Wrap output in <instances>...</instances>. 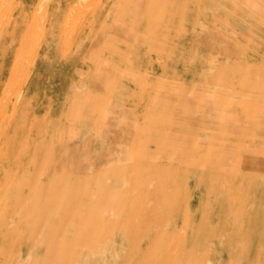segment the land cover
Here are the masks:
<instances>
[{
	"label": "rangeland",
	"instance_id": "374dc122",
	"mask_svg": "<svg viewBox=\"0 0 264 264\" xmlns=\"http://www.w3.org/2000/svg\"><path fill=\"white\" fill-rule=\"evenodd\" d=\"M94 7L0 112V264H264V0Z\"/></svg>",
	"mask_w": 264,
	"mask_h": 264
},
{
	"label": "bare ground",
	"instance_id": "6f19581e",
	"mask_svg": "<svg viewBox=\"0 0 264 264\" xmlns=\"http://www.w3.org/2000/svg\"><path fill=\"white\" fill-rule=\"evenodd\" d=\"M11 1L12 0H0V22L7 15ZM18 1L19 5H16V7L9 10L12 21L15 20V22L9 23L8 21L0 30V44L3 42L4 38V45L9 48L8 50H10L8 60L3 58L4 61L1 63L3 64V67H7L3 70L0 80V112L2 109L4 110L10 106L9 103L4 105V102L6 98L10 96L12 89L18 88L19 95L13 104L14 114H16L18 110V105L21 102L24 91L27 90L26 87L29 83V79L35 71V65L37 64L40 55H44L46 53L44 52L45 48H49L51 42H56L57 39L59 40L60 38L67 37L68 32L71 31L72 25H74V22H76L75 20L79 16L78 13L85 9V6H87L90 2V0H67V2L63 5L65 6L64 11L68 10V8L71 9L72 7L73 10L71 9L72 11L69 12L65 18L63 14L64 11H62L61 8L53 9L52 4L50 3L46 5V8L41 10L39 9V6L37 7V2L23 5V0ZM113 1L114 0H94L95 7L93 11L90 12L92 15L89 18L91 24L94 23V20L96 19L98 9H101L100 12L104 13L107 9H110V3ZM35 4V8L32 9ZM19 7H21L20 10L17 9ZM80 16L84 17L85 13H82ZM83 17L81 20H83ZM64 20L65 22L62 24ZM79 22H76L75 24H79ZM81 22L80 24H83ZM80 27H83V25ZM74 28H76V26ZM76 29H73V31ZM11 32L16 35L14 40L9 39V34ZM73 35L75 34H72V36ZM74 37L72 39H74ZM72 39L70 43L74 42ZM66 45L69 44L66 43ZM70 49H66L67 52L70 51ZM13 55H15L14 59L11 57ZM6 63H10L9 66ZM4 71L9 73L7 75L8 77H6Z\"/></svg>",
	"mask_w": 264,
	"mask_h": 264
}]
</instances>
